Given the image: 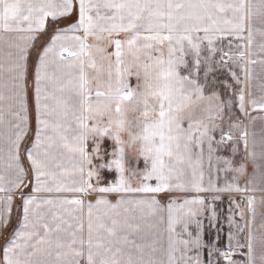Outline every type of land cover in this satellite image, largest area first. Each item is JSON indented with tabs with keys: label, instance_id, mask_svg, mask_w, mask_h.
<instances>
[{
	"label": "snow or ice",
	"instance_id": "6c2138e0",
	"mask_svg": "<svg viewBox=\"0 0 264 264\" xmlns=\"http://www.w3.org/2000/svg\"><path fill=\"white\" fill-rule=\"evenodd\" d=\"M254 22L264 25V0H0V41L15 49L11 119L0 108V237L7 234L0 264H205V248L206 264H264L254 195L246 196L247 219L242 203L229 199L227 250L218 237L204 242L199 219L207 213L216 227L220 193L264 192V139L257 151L242 118L264 121V83L255 97L256 61L215 43L232 38L231 48L247 31V45L238 48H250ZM221 69L234 83L217 76ZM234 108L241 116L233 118ZM205 147L209 169L214 158L218 172L233 174L223 187L211 173L205 184ZM222 147L233 157L216 155ZM104 170L115 180L103 183ZM53 192L96 199L45 195ZM112 193L120 195L115 203ZM162 193L183 195L165 207ZM203 193L215 195L209 201ZM14 208L17 227L9 234Z\"/></svg>",
	"mask_w": 264,
	"mask_h": 264
},
{
	"label": "rangeland",
	"instance_id": "374dc122",
	"mask_svg": "<svg viewBox=\"0 0 264 264\" xmlns=\"http://www.w3.org/2000/svg\"><path fill=\"white\" fill-rule=\"evenodd\" d=\"M51 31V29H49V32ZM264 31V25H261L258 22H254L253 24V32H252V44L250 48H238L239 45H247L248 40V33L247 31L243 34L245 39L243 41H239V40H233V44L232 47L229 48V39L232 38H224L222 40H217L216 43V47L217 49H223L224 51H229L230 53L236 54L238 53L239 50L245 51L246 54L250 53V58L252 60H255L256 63L251 65L252 69H253V80H252V86H251V92L253 93V95L255 97H258L260 95V85L262 83H264V68H262L260 61L262 59H264V35H261V32ZM47 36H45L43 38L44 41L47 40ZM113 49H109V51H112ZM2 55H6L5 51H0V90L3 89H10V79L13 78V73L10 72V64H7L6 62H4V60L1 59ZM219 55L220 53L217 52V56L216 58L219 59ZM13 58L15 59V52H14V56ZM36 59V53L35 51H33L32 53V61H35ZM6 60V59H5ZM1 62H3V64H1ZM8 62L10 63V59L8 60ZM31 64V61H30ZM231 67L239 74L240 73V69L237 65H231ZM217 76H219L220 79H224L227 78L229 80V82L234 83L231 80V76L229 75V73L227 72L226 69H221V71L219 73H217ZM32 73L31 71L29 72V76H28V86H27V91H32L34 89L33 86V80H32ZM129 83L131 84L132 87H135L136 85V79L135 77H131L129 80ZM221 90H222V86H221ZM233 99H235L233 97ZM250 115L252 117H257L259 114L257 112H250ZM232 116L233 118L239 117L241 116V114L239 113L238 108H234L232 111ZM244 119V123L247 126V131L249 133V141L250 144L252 141H256L257 143V151L259 150V142L264 139V121L260 120V119H255V120H251L248 117H242ZM224 128L225 130H227L228 128V119L227 117L225 118V122H224ZM216 138L217 140L219 139V130L216 132ZM111 142L110 141H104V145L103 147L107 150H111ZM216 155H221V156H228V157H233V153L231 151V148H221ZM243 146L241 144V151L240 153L235 154L234 159L239 162L241 160V158L243 157ZM212 164L214 165V167H212L211 169H209V161H208V157H207V150L205 147V156H204V170H205V184L207 185V181L209 179V174L211 173V178L221 187L224 186V184L228 181H230L232 179V173H225V172H218L217 168L220 167L219 165H216L215 159L213 158ZM140 168H143V162L141 161L140 163ZM107 170H104L105 174L104 175V183H107L111 180H115L116 178V173L110 172L109 175H107L108 173L106 172ZM247 172L249 175L252 174L253 172V167L252 165L249 163L247 165ZM245 180L246 178H242L241 179V183L240 186L242 187V184H245ZM135 181H133V184L135 185ZM152 183H155V181H152ZM243 184V185H244ZM25 189V193H26ZM135 194H128V196H132ZM183 194L180 193H173L171 195L169 194H160L157 199L160 201L162 206H165L168 204L169 200L173 197H182ZM202 195H204L209 201H211V198L213 195H215V193H203ZM220 199L217 200L216 203V207H217V212H218V221L216 222V227H213L210 225L209 223V219H208V214L205 213L204 215H202L199 219L201 220L202 223V227H203V240L205 243H209V242H213L217 239H219V247L227 250V246H228V240H227V233H228V223H227V216L229 215L228 212V207H229V199H236L237 201H240L242 203V206L245 207V218L247 215V209H246V194L244 197H241L239 194H233L232 197H229L227 194H222L220 193ZM256 197V195H254ZM264 197V194L258 195L257 198H262ZM16 205L20 204L19 199L17 198L15 201ZM14 216H13V223H15V220H17L18 217V213L16 211V209L14 208ZM236 219L239 220V216H236ZM247 219V218H246ZM240 223H244V221H240ZM261 223H264V208H263V204H261V202L259 201V206H258V210L255 214V220H254V226H253V233L256 234V237H259L261 235L262 230L260 229V225ZM14 227H11L8 229V233L10 234L11 231H13ZM217 229H220L219 233L217 232ZM190 231H195V225H190L189 228ZM235 231V230H234ZM166 233V232H165ZM167 234V233H166ZM7 239V234L3 237H0V249H2V247L4 246L5 242ZM241 240V238H240ZM204 252H207V249H203L201 251V255H203ZM194 255V253H193ZM238 256L241 258L242 256V250H239V254ZM221 264H224L223 260H221Z\"/></svg>",
	"mask_w": 264,
	"mask_h": 264
},
{
	"label": "crops",
	"instance_id": "0c3cea01",
	"mask_svg": "<svg viewBox=\"0 0 264 264\" xmlns=\"http://www.w3.org/2000/svg\"><path fill=\"white\" fill-rule=\"evenodd\" d=\"M0 51H5L6 52V55H2L1 59L4 60V62H6L7 64H10V66H11L13 61H14L13 56H14L15 49L14 48H10L8 46V44L0 41ZM9 59H10V63L8 62ZM1 64H3V62H1ZM32 80H33V78H32ZM33 86H34V84H33ZM12 92H13V78L10 79V89L0 90V96L4 97L3 100H0V108H3V110L5 112L6 119H11V117L7 116V108H8V104L10 103L9 97L12 95ZM26 99H27V104H28V109H29L30 127H31V129L33 131V134H34L35 127H36V106H35V90L34 89L32 91H30V92L27 91ZM106 172L108 173L107 175H109L110 172L109 171H106ZM102 175H103V177H104V175H106L104 171H103ZM245 182H246V180H245ZM243 184H242V187H244ZM30 191H31V189L28 188L26 190V194L29 193ZM222 194H224V193H222ZM261 194H264V192L256 191L254 193H246V195H256V197H255V201H256V203H255V213L258 210L259 201L261 202V200L264 199V197L259 198V199L257 198V196L261 195ZM45 195L46 196H50L53 199H55V198L77 199L78 198V199L84 200L85 204H87L89 202L95 203V199H96L95 194L82 195L80 193H55V192H53L51 194H45ZM107 198L110 201H112L113 203H115L116 200L120 198V195L112 193V194H108ZM125 198H128V194L125 196ZM263 208H264V204H263ZM86 211H87V209H85V212ZM247 215H248V213H247ZM13 216H14V210L12 212V222H13ZM165 218H166V212H165ZM246 218H248V216H246ZM12 227H14V229L17 227V220H15V223L12 224ZM85 230H86V225H85ZM245 235H246V233H245ZM254 235L256 236V234H254ZM240 238H241V242L243 243L244 242V236L242 235ZM164 242H165V244L167 242V234L166 233H164ZM240 250H242V253H246V251H247L246 248L240 249ZM238 254H239V250L235 254L234 259H236L239 262L240 260L244 259V256L242 255L241 258H240L238 256ZM201 259L204 260L205 264H206L207 252H204L203 255H201Z\"/></svg>",
	"mask_w": 264,
	"mask_h": 264
}]
</instances>
